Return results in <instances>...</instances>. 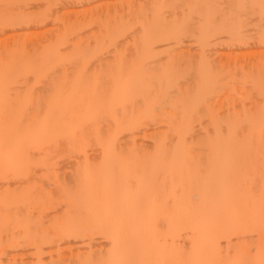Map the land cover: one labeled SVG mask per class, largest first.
I'll return each instance as SVG.
<instances>
[{
  "label": "bare ground",
  "instance_id": "bare-ground-1",
  "mask_svg": "<svg viewBox=\"0 0 264 264\" xmlns=\"http://www.w3.org/2000/svg\"><path fill=\"white\" fill-rule=\"evenodd\" d=\"M25 1L0 0V264H264V0L52 29Z\"/></svg>",
  "mask_w": 264,
  "mask_h": 264
},
{
  "label": "rangeland",
  "instance_id": "rangeland-1",
  "mask_svg": "<svg viewBox=\"0 0 264 264\" xmlns=\"http://www.w3.org/2000/svg\"><path fill=\"white\" fill-rule=\"evenodd\" d=\"M26 1H27V0H26ZM26 1L24 2V5L26 4ZM31 1H32V0H31ZM37 1H38V0H37ZM39 1H40V0H39ZM39 1H38V2H39ZM41 1H42V0H41ZM56 1H57V2H56L55 4H53L54 0L51 1L52 4H53V6H52L51 2H50V3L47 2V3H49V5L51 4L50 6H52V7H51V8L49 7V8L46 9V12H47V10H49V11L46 13V15L48 16V17H46V18H47V19L49 18V19H48V20H47V19H44V20H47V21L50 22L52 15H50L49 12H50L51 10H52L51 12H52L53 16H56V15L58 16V15L61 14V15H60V16H62L61 18H64V19H65V17H66V16L68 17L69 14H70V15H72V13L74 14V12L69 11V10L67 9L68 7H69V9L72 8V7L74 8V6H77V4H79V6H77V7L80 8V7L82 6L81 3L84 4V2H83L84 0H81L82 2H81V1L79 2V0H76V1L74 0L75 3H74L73 0H71V1L69 0L70 3H68V2H69L68 0H67V2H66L65 0H64V1L56 0ZM77 1H78L79 3H78ZM86 1H87V0H85V3H86V4L83 5V6H87V7H88V11H90V8H91L92 6H93V7H96L95 3H99V4H97L99 8L96 7V9H95L94 12H96V10H97V12H96L97 15H98V14L100 15V13H103V11L105 10V11H104V12H105V13H104L105 15H104V14H101V15H103L104 17H105V16H108L110 10L113 12V10H112L113 7H115L116 5H118V3H120L119 0H118V3H117V0H94V1L91 0V2H94V3H92V5H90L91 2H90V0H89V1H88V4L90 3V4H89L90 6H88V4H87ZM102 1H103V2H102ZM123 1L125 2V0H123ZM123 1H121V2H123ZM127 1H129V0H127ZM135 1H137L139 4L141 3V2L138 1V0H135ZM135 1L132 0L133 3H135ZM141 1H142V3L144 2V0H141ZM32 2L34 3L35 1H32ZM32 2L30 3V0H29L28 3H30V4L27 3V6L25 5V8H27L29 5L31 6V4H33ZM38 2H36L37 5H38ZM61 2H63V4H62ZM64 2H65V3H64ZM72 2H73L74 4H73ZM100 2L102 3L101 6H99V5H100ZM112 2H113V4H112ZM115 2H116V3H115ZM124 2H123V3H124ZM130 2H131V1H130ZM132 2H131V3H132ZM137 2L135 3L136 5H137ZM39 3H40L39 5L42 6L41 2H39ZM47 3H46V6H48ZM58 3H59V4H58ZM66 3H67L68 5H65ZM107 3H108V5H107ZM125 3H127V2H125ZM34 4H35V3H34ZM34 4H33V5H34ZM69 4H70V5H69ZM72 4H73V6H72ZM75 4H76V5H75ZM105 4H106V7L104 6ZM115 4H116V5H115ZM127 4L129 5V3H127ZM135 4H133V5L136 6ZM139 4H138V5H139ZM33 5H32V6H33ZM57 5H58V6H57ZM62 5H63V6L65 5V6L63 7ZM80 5H81V6H80ZM109 5H110V6H109ZM113 5H114V6H113ZM122 5H124V4H121V5H119V6L122 7ZM125 5H126V4H125ZM128 5H126V7L123 6V7L126 8V9L123 8L124 11H125V10H128L131 6L133 7L132 4H130L131 6H129V7H128ZM140 5H141V4H140ZM30 6H29V8H30ZM46 6H44V7L42 6V8L45 9ZM59 6H60V7H59ZM66 6H68V7H66ZM107 6H109V7H107ZM111 6H113V7H111ZM23 7H24V6H23ZM61 7H62V10H61ZM93 7L91 8V12H90V14H91V13L93 12V10H94ZM101 7H102V8H101ZM103 7H104L105 9H104ZM110 7H111V9H110ZM117 7H118V6H117ZM120 7H118V8L116 9V10H119V12L122 11V9H121ZM127 7H128V9H127ZM40 8H41V7H40ZM56 8H57V9H56ZM78 8H74V9H77V10H78ZM85 8H86V7H85ZM97 8H98L99 10H98ZM119 8H120V9H119ZM31 9H32V8H31ZM50 9H51V10H50ZM58 9L61 10L63 14H62V13H59V10H58ZM64 9H66V10H64ZM81 9H82V8H80L79 10L81 11ZM92 9H93V10H92ZM106 9H109V10L107 11L108 14L106 13ZM114 9H115V8H114ZM70 10H71V9H70ZM82 10H83V12H86V11H87V9H86V11H85L84 9H82ZM102 10H103V11H102ZM116 10H115V11H116ZM55 11H58V12H57L58 14H56ZM61 11H60V12H61ZM75 11H76V10H75ZM88 11H87V12H88ZM98 11H100V13H99ZM124 11H122V13H123ZM70 12H72V13H70ZM77 12H78V14L81 13V12H79V11H76L75 13H77ZM83 12L81 13V15L83 14ZM94 12H93V15H94ZM112 12H111V14H112ZM119 12H115V13H118V16H119L120 14L122 15V13L120 12V14H119ZM125 12H126V11H125ZM64 13H65V14H64ZM68 13H69V14H68ZM88 13H89V12H88ZM88 13H87V14H88ZM96 13H95V15H96ZM126 13H128V11H127ZM126 13H125V15H127ZM66 14H68V15H66ZM84 14H85V13H84ZM84 14H83V15H84ZM87 14H86V16H87ZM63 15H66V16L63 17ZM70 15H69V16H70ZM93 15H92V16H93ZM99 15H98V16H99ZM101 15H100V17H101ZM114 15H116V14H114ZM114 15H110V14H109V16H114ZM123 15H124V13H123ZM50 16H51V17H50ZM73 16H74V15H73ZM89 16H90V15H89ZM71 17H72V16H71ZM71 17H70V18H71ZM83 17H85V15H84ZM94 17H95V16H94ZM96 17H97V16H96ZM59 18H60V17H59ZM61 18H60V19H61ZM72 18H73V17H72ZM75 18H77V15L75 16ZM75 18H74V19H75ZM80 18H81V16H80ZM80 18L78 17V19H80ZM101 18H102V17H101ZM52 19H53V20H51V23L46 22V23L44 24V22H43L44 20H41V21H42V23H43L44 25H47V26H48V24L52 25V23L54 24V23L56 22V20H55L56 17H55V18L52 17ZM57 19H58V17H57ZM64 19H63V21H65ZM67 19H69V18H67ZM78 19H76V20H78ZM61 20H62V19H61ZM41 21H39V22H37V23H40ZM52 21H54V22H52ZM58 21H59V20H58ZM42 23H41V25H42ZM47 23H48V24H47ZM61 23H62V22H61ZM35 24H36V23H35ZM56 24H57V26H59L57 22L55 23V25H56ZM33 25H34V24H33ZM35 26H36V25H34V27H33L32 30H36V29L38 30L39 25L37 24V28H36ZM52 26H54V25H52ZM41 27H42V29H44L43 26H41ZM41 27H39V28L41 29ZM48 27H50V28L52 29L51 26H48ZM48 27H46V28L48 29ZM34 28H35V29H34ZM46 28H45V29H46ZM50 28H49V29H50ZM55 28H56V27H55ZM54 30H55V29H54ZM54 30H53V31H54ZM38 31H39V30H38ZM40 31H41V30H40ZM44 31H45V30H44ZM44 31H43L42 33L45 35L46 33H45ZM48 31H49V30H48ZM48 31H47V32H48ZM48 33H49V32H48ZM43 34H41V37H42ZM44 35H43V37L45 38L46 35H45V36H44ZM31 36H32V35H31ZM29 37H30V36H29ZM29 37H28V38H29ZM36 37H39V38H36ZM36 37H35V38L33 37V41H34V40H38V39L41 38V37H40V34H39V36H36ZM43 37H42V39H44ZM30 38H31V37H30ZM25 40H26V38H25ZM27 40H28V39H27ZM29 40H30V41H29ZM29 40H28L27 42H31V41H32V38L29 39ZM52 181H54V180H53V179H44L41 183H51Z\"/></svg>",
  "mask_w": 264,
  "mask_h": 264
}]
</instances>
